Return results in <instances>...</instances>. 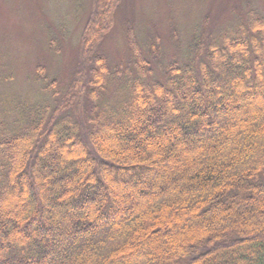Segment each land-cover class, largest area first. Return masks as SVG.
Here are the masks:
<instances>
[{
	"label": "trees",
	"instance_id": "trees-1",
	"mask_svg": "<svg viewBox=\"0 0 264 264\" xmlns=\"http://www.w3.org/2000/svg\"><path fill=\"white\" fill-rule=\"evenodd\" d=\"M120 1L97 0L60 98L48 89L40 102L0 111V264H56L49 257L65 244L72 264H264V227L235 215L264 208V14L251 12L222 42L196 35L182 62L163 63L158 38L142 47L125 30L123 71L98 51ZM213 130L230 142L213 148L216 165L194 172L189 154L211 161L204 144ZM182 164L191 171L179 179ZM159 182L162 192L149 195ZM137 195H148L147 206L125 223L120 197ZM170 222L183 228L165 237ZM91 230L104 243L76 261L80 239L63 233Z\"/></svg>",
	"mask_w": 264,
	"mask_h": 264
},
{
	"label": "rangeland",
	"instance_id": "rangeland-1",
	"mask_svg": "<svg viewBox=\"0 0 264 264\" xmlns=\"http://www.w3.org/2000/svg\"><path fill=\"white\" fill-rule=\"evenodd\" d=\"M97 6V0H0V111H4L3 108L12 101L20 103L18 105L21 106L28 101L40 102L45 94H51L49 90L59 92L60 98L79 67L81 38L88 23L95 19ZM251 12L263 15L264 0H121L113 21H109L108 28L111 30L99 45L98 51L107 57L111 68L122 65L121 70L124 71L131 52L125 30L130 29L138 40L137 45L142 47L158 38L163 51L160 57L163 63H167L169 59H179L182 62L188 57L186 48L196 35L205 33L206 36L222 42L224 38L234 34L235 27L240 21L245 22ZM157 68V65H153L156 76ZM132 72L134 71L130 68V73ZM118 86L117 82L115 87ZM247 104L250 102H246ZM238 117L230 113L224 118L233 120ZM227 120L220 119L224 128L232 125ZM239 120L245 122L243 119ZM207 136L210 138L205 142L204 150L208 151V155L212 152L211 161L202 158L198 162L196 151L190 152V161L199 164L194 172L201 165L207 168L216 165L220 156L214 155L213 148L230 142L219 130L209 131ZM159 150L162 155V149ZM182 153L180 151L179 156ZM163 163L160 164L168 166ZM190 171L188 164L180 165L177 178L190 174ZM155 177H159L161 182H175L174 178L171 179L165 174L158 173ZM161 182L147 185L148 194L162 192ZM124 191L127 195V190ZM132 199L134 202H128L125 201V196L120 197L125 223L131 216L136 221L149 200L148 195H137ZM243 210L235 215L238 214L241 220L250 222L258 229L264 227L263 207L254 217L248 216L253 210L251 206L244 205ZM61 216L62 212H59V218ZM162 228L165 229V237H172L183 227H176L170 222ZM92 232L91 230L80 235L73 231L63 233L68 237L70 234L72 241L80 239L81 244L74 248L76 261L81 258V251L94 253L96 245L104 243L101 238L94 241L95 237H90ZM55 235L59 238L63 236L61 233ZM129 238L126 241H132L138 247L151 245V241L145 240L142 244L139 239ZM85 243L90 245L83 247ZM68 250L67 244L56 247L49 258L52 261L54 259L56 264H72V260L62 255L63 251ZM132 255L136 256L135 252Z\"/></svg>",
	"mask_w": 264,
	"mask_h": 264
}]
</instances>
